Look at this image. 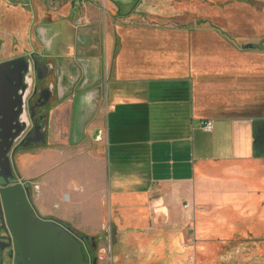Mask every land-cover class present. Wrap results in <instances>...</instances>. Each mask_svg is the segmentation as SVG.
Listing matches in <instances>:
<instances>
[{
    "label": "crops",
    "instance_id": "crops-1",
    "mask_svg": "<svg viewBox=\"0 0 264 264\" xmlns=\"http://www.w3.org/2000/svg\"><path fill=\"white\" fill-rule=\"evenodd\" d=\"M124 56L105 50V81L55 93L47 145L17 155L38 215L95 239L109 264L250 263L245 256L264 245L251 223L260 228L264 215L227 211L264 184L257 69L246 70L248 91L212 107L223 115L208 116L200 97L215 100L213 86L146 78Z\"/></svg>",
    "mask_w": 264,
    "mask_h": 264
},
{
    "label": "flooded vegetation",
    "instance_id": "flooded-vegetation-1",
    "mask_svg": "<svg viewBox=\"0 0 264 264\" xmlns=\"http://www.w3.org/2000/svg\"><path fill=\"white\" fill-rule=\"evenodd\" d=\"M139 7V0H0V264L4 255L7 264L28 262L21 253L37 238L27 232L60 235L59 222L38 215L15 159L47 145L55 93L106 80L108 41L115 51L118 38L137 32L124 28ZM76 235L84 238L81 262L98 264L99 243Z\"/></svg>",
    "mask_w": 264,
    "mask_h": 264
},
{
    "label": "rangeland",
    "instance_id": "rangeland-1",
    "mask_svg": "<svg viewBox=\"0 0 264 264\" xmlns=\"http://www.w3.org/2000/svg\"><path fill=\"white\" fill-rule=\"evenodd\" d=\"M139 1L138 12L125 19L124 28L137 32L121 36L116 45V51L127 58L124 65L131 66L132 72L146 78L188 76L194 85L210 84L215 100L200 97V109L208 116L224 114L213 109L220 97L238 99L239 92L249 90L245 84L249 66L257 69L252 75L257 77L260 97L264 94V0ZM108 44L109 48L113 46L111 39ZM227 71L230 73L225 74ZM237 191L232 189L235 196L241 194ZM247 191L248 204L227 214L264 215V184L249 185ZM261 223L259 228L260 224L253 221L252 228L264 230ZM99 245L94 253L96 261L109 264V250L102 251ZM259 249L261 252L245 256L248 264H264V245ZM3 264H7L5 255Z\"/></svg>",
    "mask_w": 264,
    "mask_h": 264
},
{
    "label": "water",
    "instance_id": "water-1",
    "mask_svg": "<svg viewBox=\"0 0 264 264\" xmlns=\"http://www.w3.org/2000/svg\"><path fill=\"white\" fill-rule=\"evenodd\" d=\"M57 225L59 236L45 227L26 233L29 236H35L37 240H34L33 247H28L27 244L24 246L25 250L21 255L28 259L25 264H84L81 262L79 244L84 241V238L74 234L70 228L61 224Z\"/></svg>",
    "mask_w": 264,
    "mask_h": 264
},
{
    "label": "built area",
    "instance_id": "built-area-1",
    "mask_svg": "<svg viewBox=\"0 0 264 264\" xmlns=\"http://www.w3.org/2000/svg\"><path fill=\"white\" fill-rule=\"evenodd\" d=\"M201 128L205 132H210L212 130V122L211 121H206L202 124Z\"/></svg>",
    "mask_w": 264,
    "mask_h": 264
}]
</instances>
